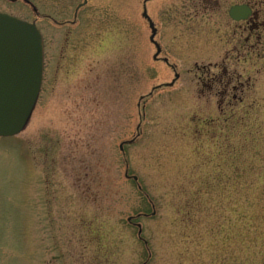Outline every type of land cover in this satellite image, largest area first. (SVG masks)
<instances>
[{"label": "rangeland", "instance_id": "1", "mask_svg": "<svg viewBox=\"0 0 264 264\" xmlns=\"http://www.w3.org/2000/svg\"><path fill=\"white\" fill-rule=\"evenodd\" d=\"M236 1L0 0L45 44L0 139V264H264V31Z\"/></svg>", "mask_w": 264, "mask_h": 264}, {"label": "water", "instance_id": "2", "mask_svg": "<svg viewBox=\"0 0 264 264\" xmlns=\"http://www.w3.org/2000/svg\"><path fill=\"white\" fill-rule=\"evenodd\" d=\"M231 17L247 19L248 6H234ZM44 39L34 23L0 12V138L19 135L37 104L44 74Z\"/></svg>", "mask_w": 264, "mask_h": 264}, {"label": "flooded vegetation", "instance_id": "3", "mask_svg": "<svg viewBox=\"0 0 264 264\" xmlns=\"http://www.w3.org/2000/svg\"><path fill=\"white\" fill-rule=\"evenodd\" d=\"M234 6H248L251 10V14L247 19L236 21L230 15V9ZM264 13V0H239L228 5L227 17L230 23L236 25V28L241 29V35H245L243 38L244 43H249L253 36L257 41L261 39L262 32L264 31V21L260 18V13ZM250 47H254L251 45Z\"/></svg>", "mask_w": 264, "mask_h": 264}, {"label": "trees", "instance_id": "4", "mask_svg": "<svg viewBox=\"0 0 264 264\" xmlns=\"http://www.w3.org/2000/svg\"><path fill=\"white\" fill-rule=\"evenodd\" d=\"M213 78H215V76H212ZM149 96H151V95H149ZM149 96H146V97H144V98H142V100L144 99V100H147L148 98H149Z\"/></svg>", "mask_w": 264, "mask_h": 264}]
</instances>
